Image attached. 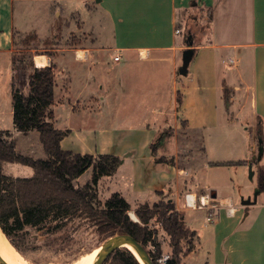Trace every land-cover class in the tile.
I'll list each match as a JSON object with an SVG mask.
<instances>
[{
	"label": "crops",
	"instance_id": "1",
	"mask_svg": "<svg viewBox=\"0 0 264 264\" xmlns=\"http://www.w3.org/2000/svg\"><path fill=\"white\" fill-rule=\"evenodd\" d=\"M87 1L108 20L110 34L105 39L94 34L90 48L32 58L36 68L54 64L53 124L68 131L60 148L121 159L116 172L99 181L106 198L118 193L134 208L155 204L160 194L168 196L196 238V248L181 264H264V189L258 188L255 204L248 206L233 194L218 197V191L206 208L187 207L184 200L186 194L197 199L212 191L193 176L210 169H246L253 161L210 160L204 149V164L188 172L191 180L184 184L182 169L157 163L150 151L154 135L166 128L177 131L184 124L202 134L211 127L207 120L225 123L228 114L242 115L244 96L251 117L264 124V0H0V61L11 67L14 5L85 10ZM198 12L204 14L200 20L207 31L196 38L201 43L193 47L188 78L182 82L176 58L192 39L186 43L178 23ZM36 57L43 64L37 65ZM226 61L228 69L222 67ZM163 86L172 97L166 108L159 107ZM220 136L221 131L213 134ZM248 150L254 152L251 143ZM236 162L245 163L210 166Z\"/></svg>",
	"mask_w": 264,
	"mask_h": 264
},
{
	"label": "trees",
	"instance_id": "2",
	"mask_svg": "<svg viewBox=\"0 0 264 264\" xmlns=\"http://www.w3.org/2000/svg\"><path fill=\"white\" fill-rule=\"evenodd\" d=\"M13 38V36H12ZM36 36L26 35L21 47L11 56V100L12 123L16 133H38L45 154L44 159H33L16 153L12 133L0 131V229L9 243L20 252L11 239L10 231H23L30 228L50 236L85 228L101 241L113 235H128L147 250L153 264L161 249L156 231L148 228V223L156 218L161 230L169 238L170 259L165 264H181L180 243L189 236L183 215L177 212L171 201L153 204H140L131 208L118 193H112L104 201L98 194L101 178L112 176L121 164V159L107 155L75 154L63 151L60 141L68 134L54 127L52 105L55 98L54 64L36 68L33 56L41 55L31 47ZM14 47L16 43L13 41ZM193 47V45H191ZM44 55L52 56L51 50ZM180 100H178V103ZM169 135V134H168ZM150 151L155 155L153 144ZM262 152V147L259 148ZM157 163H167L157 158ZM245 162L211 164L210 166H237ZM29 168V176H14L12 168ZM88 169L92 170L90 180L78 186L76 180ZM260 174V171H259ZM264 189L260 177L259 187ZM133 211L137 222L129 218ZM190 250L188 251V253ZM186 255V254H184ZM183 255V256H184ZM104 264H140L135 256L122 248L113 252Z\"/></svg>",
	"mask_w": 264,
	"mask_h": 264
},
{
	"label": "rangeland",
	"instance_id": "3",
	"mask_svg": "<svg viewBox=\"0 0 264 264\" xmlns=\"http://www.w3.org/2000/svg\"><path fill=\"white\" fill-rule=\"evenodd\" d=\"M85 4V10H76L74 7L63 6H51L46 9L38 5H14V27L12 32L13 41L16 43V46L13 47L14 50L23 48L20 42L26 35L36 36L35 41L31 43L32 48H36L42 54H44V50H51L53 52L52 55L60 49L90 48L94 46L92 39L94 34H98L100 39H105L110 34L108 20L92 1H87ZM203 15L201 12L195 15H187L178 23V28L181 30L184 40L187 43V38L191 37L193 47L200 45L201 40L199 41L196 38H200L207 31V23H202L200 20ZM182 53L179 52L176 58V62L180 66ZM222 67L228 69L230 64L226 61V63L222 64ZM11 75V67H9L5 59L1 60L0 131L12 133L16 153L33 159H44L45 154L36 131L22 134L16 133L13 129L10 94ZM176 76L182 82H185L186 79L184 78L187 77L178 74ZM163 89L164 95L160 100L159 107H170L172 103L171 93L167 92L164 86ZM243 98L244 113L242 115L235 117L228 114L225 123L223 120L220 122L214 120L212 121L213 123L207 120L204 123L211 127H206L202 134L200 131L189 130L184 124H181L177 131L166 128L154 135L152 144L155 149V155L166 160L167 163L164 164L174 165L178 169H182L184 180L181 183L187 184L190 182L191 177L188 172L195 171L204 164V149L206 155H208L207 159L210 160L218 157L228 161L249 159L254 162L250 170L249 166L246 169H210L206 173L193 176V180L198 185L206 186V190L218 191V197L222 195L231 196L233 194L239 202H241V199L250 198L253 200L254 194L259 187L260 177L264 180V124L259 119L251 117L247 97L244 96ZM218 131H221V136L213 137V134H217ZM246 134L249 136L250 141ZM204 135L207 141L203 145ZM249 143L253 147V153L248 150ZM260 147H262V157L257 160ZM219 151H222L221 154H219ZM12 173L14 176H29L31 170L18 166L12 168ZM91 175L92 170L88 169L76 180V184L83 186L90 180ZM100 180L102 181V178ZM102 187L104 188V185ZM104 189L102 191L98 188L101 201L106 198ZM240 192L241 195H238ZM167 197L160 194L156 203L167 201ZM130 212L133 213L132 210ZM129 218L132 220L130 216ZM148 228L157 233V242L160 244L161 249L159 256L155 254L157 260L164 255L171 256L169 238L161 230L156 218L148 223ZM186 228L189 231V236L180 243L182 248L181 259L184 254H188L189 250L191 252L196 248L195 234L188 227ZM73 229L74 227L71 226L64 232L50 236H44L42 232H36L30 228H25L19 232H10L11 239L18 246L20 252L15 250L22 255L28 264H73L80 260L82 256L84 257L92 251H99L104 242L88 229L79 228L76 231ZM147 250L153 249L151 246H147Z\"/></svg>",
	"mask_w": 264,
	"mask_h": 264
},
{
	"label": "water",
	"instance_id": "4",
	"mask_svg": "<svg viewBox=\"0 0 264 264\" xmlns=\"http://www.w3.org/2000/svg\"><path fill=\"white\" fill-rule=\"evenodd\" d=\"M191 45H192V43H189L187 48L182 53V63L178 69V75H180V76H186L187 75L188 65L192 59L193 49H194ZM261 156H262V152H259L257 160H260ZM248 166H249V170H250L251 164H249ZM258 192H259L258 190L255 192L253 200H251L250 198H248L246 200L241 199L240 204L242 206H248V205L255 204ZM209 196L211 199H215L216 198V192L212 190L209 193ZM134 222H137V220ZM128 247H131L132 249H134V251L139 255V257L141 258V260L143 261L144 264H153V261L149 257L147 250L140 243L135 241L131 236L124 235V234L113 235V236L107 238L106 240H104V242H103L102 246L100 247V249H99V251H98V253H97L92 264H104L105 261L109 258V256L113 252H115L116 250L122 249V248H125L129 252H131L128 249ZM0 264H5L1 258H0Z\"/></svg>",
	"mask_w": 264,
	"mask_h": 264
},
{
	"label": "bare ground",
	"instance_id": "5",
	"mask_svg": "<svg viewBox=\"0 0 264 264\" xmlns=\"http://www.w3.org/2000/svg\"><path fill=\"white\" fill-rule=\"evenodd\" d=\"M78 56H83L82 53H78ZM36 64H43V59L36 57L35 58ZM130 217L133 221H136V217L132 212H129ZM128 249L132 252V254L137 258L140 264H144L139 255L132 249L128 247ZM98 251H92L86 256H82L80 260L73 264H92ZM0 258L5 264H28L25 259L20 255L15 248L9 243L5 235L2 233L0 229Z\"/></svg>",
	"mask_w": 264,
	"mask_h": 264
},
{
	"label": "built area",
	"instance_id": "6",
	"mask_svg": "<svg viewBox=\"0 0 264 264\" xmlns=\"http://www.w3.org/2000/svg\"><path fill=\"white\" fill-rule=\"evenodd\" d=\"M176 33H178L177 30H176ZM117 60H118V55H116L114 57V61H117ZM184 200H185V204L187 207H190V208L197 207L198 209H202V208H206L208 206L209 202L211 201V198H210L209 194L201 195L197 199L193 195L186 194L184 197ZM206 220L211 221V217L208 216ZM169 259H170V256L164 255V256L160 257L158 260H156V262L158 264H165L167 262V260H169Z\"/></svg>",
	"mask_w": 264,
	"mask_h": 264
}]
</instances>
